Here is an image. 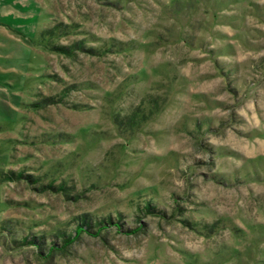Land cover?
I'll list each match as a JSON object with an SVG mask.
<instances>
[{"label": "clouds", "instance_id": "clouds-1", "mask_svg": "<svg viewBox=\"0 0 264 264\" xmlns=\"http://www.w3.org/2000/svg\"><path fill=\"white\" fill-rule=\"evenodd\" d=\"M0 264H264V0H0Z\"/></svg>", "mask_w": 264, "mask_h": 264}]
</instances>
